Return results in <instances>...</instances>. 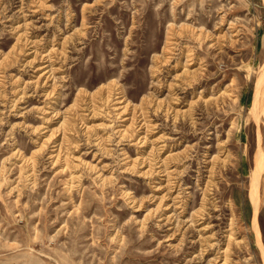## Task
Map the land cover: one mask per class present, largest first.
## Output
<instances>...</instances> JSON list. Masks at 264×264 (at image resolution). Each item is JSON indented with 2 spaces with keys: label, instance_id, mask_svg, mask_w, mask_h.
I'll use <instances>...</instances> for the list:
<instances>
[{
  "label": "rangeland",
  "instance_id": "obj_1",
  "mask_svg": "<svg viewBox=\"0 0 264 264\" xmlns=\"http://www.w3.org/2000/svg\"><path fill=\"white\" fill-rule=\"evenodd\" d=\"M263 71L264 0H0V264H264Z\"/></svg>",
  "mask_w": 264,
  "mask_h": 264
},
{
  "label": "bare ground",
  "instance_id": "obj_2",
  "mask_svg": "<svg viewBox=\"0 0 264 264\" xmlns=\"http://www.w3.org/2000/svg\"><path fill=\"white\" fill-rule=\"evenodd\" d=\"M264 72V71H263ZM261 73V72H260ZM262 75V73H261ZM264 75V74H263ZM260 76V77H264V76ZM262 80V78H260ZM263 81V80H262ZM262 86V85H261ZM255 89H256V93H255V100H254V109H253V114L255 115V117L259 118V116L263 113L264 109L261 108V102L259 97H260V91L262 90L260 88V83L258 82V84L255 85ZM263 96V95H262ZM263 107V106H262ZM253 116V115H252ZM261 156V155H260ZM259 163L257 164L256 168H254L255 170L253 171V189H251V204L253 205V228H254V233L256 234V243L258 248H260L261 250V257H262V261L264 262V244H263V240H262V233L260 232V228H259V219H258V214H259V204H258V191H257V186L259 185L260 179H261V173L263 171L264 168V163L261 160V158L259 159ZM252 187V185H251Z\"/></svg>",
  "mask_w": 264,
  "mask_h": 264
}]
</instances>
